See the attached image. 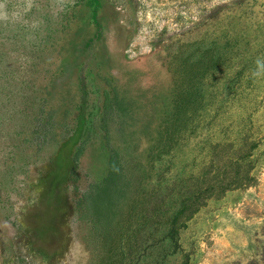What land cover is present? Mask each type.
I'll use <instances>...</instances> for the list:
<instances>
[{
  "label": "rangeland",
  "instance_id": "rangeland-1",
  "mask_svg": "<svg viewBox=\"0 0 264 264\" xmlns=\"http://www.w3.org/2000/svg\"><path fill=\"white\" fill-rule=\"evenodd\" d=\"M6 10L0 264H264V0Z\"/></svg>",
  "mask_w": 264,
  "mask_h": 264
},
{
  "label": "clouds",
  "instance_id": "clouds-1",
  "mask_svg": "<svg viewBox=\"0 0 264 264\" xmlns=\"http://www.w3.org/2000/svg\"><path fill=\"white\" fill-rule=\"evenodd\" d=\"M9 13L6 10V0H0V21H8ZM256 68L252 75L254 77L264 76V57H257L255 61Z\"/></svg>",
  "mask_w": 264,
  "mask_h": 264
},
{
  "label": "trees",
  "instance_id": "trees-1",
  "mask_svg": "<svg viewBox=\"0 0 264 264\" xmlns=\"http://www.w3.org/2000/svg\"><path fill=\"white\" fill-rule=\"evenodd\" d=\"M250 180L249 175L245 172V170L240 174L238 177L228 179V181L225 183L227 187H235L240 185H245ZM263 257H264V245H263ZM247 264H258L256 261L251 260Z\"/></svg>",
  "mask_w": 264,
  "mask_h": 264
}]
</instances>
